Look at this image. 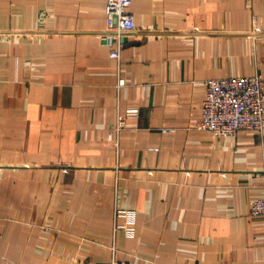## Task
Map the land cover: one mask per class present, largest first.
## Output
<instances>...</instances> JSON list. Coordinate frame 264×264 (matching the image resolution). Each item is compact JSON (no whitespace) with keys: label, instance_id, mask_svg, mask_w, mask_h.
Here are the masks:
<instances>
[{"label":"crops","instance_id":"0c3cea01","mask_svg":"<svg viewBox=\"0 0 264 264\" xmlns=\"http://www.w3.org/2000/svg\"><path fill=\"white\" fill-rule=\"evenodd\" d=\"M105 5L0 0V264H264V131L196 129L206 80L264 81V0H131L119 62Z\"/></svg>","mask_w":264,"mask_h":264},{"label":"built area","instance_id":"2783aa9c","mask_svg":"<svg viewBox=\"0 0 264 264\" xmlns=\"http://www.w3.org/2000/svg\"><path fill=\"white\" fill-rule=\"evenodd\" d=\"M131 0H106L105 17L107 31L115 38L116 47L109 58L119 62L121 37L135 29L129 11ZM123 79L118 86H124ZM205 95L201 104V118L196 129L215 138H235L241 131H264V81L260 74L244 77L210 79L204 82ZM137 109L125 112L126 118L137 117ZM162 133L174 129L163 128ZM251 216H264V193L249 205ZM136 212L133 209H115L114 231L122 230L127 236L135 233ZM106 264H131L129 261L111 259Z\"/></svg>","mask_w":264,"mask_h":264}]
</instances>
